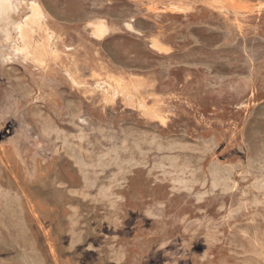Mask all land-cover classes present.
<instances>
[{
	"label": "rangeland",
	"instance_id": "1",
	"mask_svg": "<svg viewBox=\"0 0 264 264\" xmlns=\"http://www.w3.org/2000/svg\"><path fill=\"white\" fill-rule=\"evenodd\" d=\"M243 1L0 0V264H264V0ZM39 2L45 65L39 31L20 52Z\"/></svg>",
	"mask_w": 264,
	"mask_h": 264
},
{
	"label": "bare ground",
	"instance_id": "2",
	"mask_svg": "<svg viewBox=\"0 0 264 264\" xmlns=\"http://www.w3.org/2000/svg\"><path fill=\"white\" fill-rule=\"evenodd\" d=\"M161 1V0H160ZM182 2V1H181ZM187 2V1H186ZM203 3V2H202ZM206 3V2H205ZM157 5V4H156ZM203 5V4H202ZM210 6L221 11V12H225V13H232L234 14V16H242L247 14L250 11L251 6L249 4H247L246 2H244L243 0H211L210 2ZM151 7V6H150ZM259 7V6H258ZM169 8L172 11L175 12H187L189 10L188 6L185 5H181V4H172L169 6ZM47 9V8H46ZM147 9V8H146ZM152 10H157V8L153 5L151 7ZM203 9V8H202ZM48 11V10H47ZM47 11L44 9V7L42 6V4L39 2L38 6L35 8V12L37 13V15H39V17H46V21L44 23L40 22L38 20V18H32L29 21V25L23 27L20 30V36H21V41L23 44V48H21V53L22 51L25 53L26 56H29L30 58H32L34 61H36L38 59V57L35 54V50L31 47L33 44V34L36 31H39L41 34H37V35H41V37L43 38L44 42H41L40 44L38 43L37 46H41L42 49H44V57H45V62L42 63L41 65H45L47 63H49L52 60H55L58 57L57 54H55L52 51V46H51V38L54 35V33H52L51 29L49 28V23H50V19H49V15L47 13ZM147 11H151V10H147ZM208 11V10H206ZM256 12V11H255ZM198 13V12H197ZM201 14V13H200ZM198 15V14H197ZM252 15V14H251ZM196 16V15H195ZM232 16V15H231ZM221 17V16H220ZM53 19V18H52ZM157 19V18H156ZM225 19V18H224ZM227 20V19H226ZM158 21V20H157ZM59 22V21H57ZM60 23V22H59ZM174 23V22H173ZM68 24V23H67ZM172 24V23H171ZM70 25V24H69ZM89 26L92 29V36H94L96 39L101 40L103 38H105L110 30H111V26L109 25L108 22H102V23H90ZM87 29V28H86ZM38 32V33H39ZM112 32V30H111ZM91 34V33H90ZM58 36V35H57ZM36 38V37H35ZM93 38V37H92ZM37 39V38H36ZM60 39V38H59ZM42 40V39H40ZM42 40V41H43ZM38 41V40H37ZM36 41V42H37ZM57 41V40H56ZM59 41V40H58ZM35 42V41H34ZM55 42V41H54ZM61 42V41H60ZM59 43V42H58ZM53 44V43H52ZM55 44V43H54ZM57 46V45H56ZM63 47V46H62ZM57 48V47H56ZM152 48H154L155 50H157L158 52H164L166 51V47L164 44H162L161 42H159L158 40L154 39L152 42ZM65 49V48H64ZM68 49V48H67ZM71 49V48H70ZM20 50V49H18ZM66 50V49H65ZM64 50V51H65ZM93 50V49H92ZM104 50V49H103ZM56 52V50H55ZM69 52V51H68ZM67 52V53H68ZM20 53V54H21ZM23 53V54H24ZM61 53V52H60ZM96 53V52H94ZM22 54V55H23ZM72 54V53H71ZM66 56V55H65ZM70 56V55H69ZM96 56V54H95ZM23 57V56H22ZM64 58V57H63ZM67 59V58H66ZM65 59V60H66ZM70 61H72V59H70ZM67 62V60H66ZM55 63V62H54ZM61 63V62H60ZM63 63V62H62ZM65 63V62H64ZM63 63V64H64ZM55 65V64H54ZM57 65V64H56ZM186 65V64H185ZM58 66V65H57ZM68 66V65H67ZM46 67V66H45ZM56 67V66H55ZM59 67V66H58ZM65 67V66H64ZM48 68H51L50 66H48ZM54 68V67H53ZM52 68V69H53ZM60 68V67H59ZM63 68V67H62ZM61 70V69H60ZM69 70V69H68ZM49 71V70H48ZM100 71V70H99ZM53 72V71H52ZM64 74V73H63ZM70 74V73H69ZM65 75V74H64ZM67 75V74H66ZM125 76V75H124ZM70 78V77H67ZM74 78V77H71ZM70 78V79H71ZM73 82V81H72ZM104 82V81H103ZM123 82V81H122ZM100 83V82H99ZM75 84V83H74ZM98 84V83H97ZM109 85V88L112 89L113 94L115 96L117 95H122L124 98L126 97H130L131 100L132 96L130 94L129 91H127L126 87H123L120 84H115L116 86H113L109 83H106ZM73 85V84H71ZM77 85V84H75ZM94 86V85H93ZM100 86V85H99ZM73 87V86H72ZM87 87V86H86ZM102 87V85H101ZM105 87V86H104ZM77 88V87H74ZM80 89V87H78ZM77 88V89H78ZM89 88V86H88ZM93 89V88H92ZM98 89V88H97ZM141 89V88H140ZM99 90V89H98ZM130 90V89H128ZM134 90V89H133ZM110 91V90H109ZM135 91V90H134ZM137 91V90H136ZM107 92V90H106ZM103 93H104V89H103ZM109 93V92H108ZM133 93V92H132ZM105 94V93H104ZM112 94V95H113ZM135 94V93H133ZM137 94V93H136ZM108 95V94H107ZM106 95V96H107ZM138 95V94H137ZM145 96V95H144ZM147 96V95H146ZM108 97V96H107ZM113 97V96H112ZM153 97V96H152ZM89 98V97H88ZM105 98V97H104ZM111 98V97H110ZM123 98V99H124ZM134 98V97H133ZM116 99V98H115ZM159 99V98H158ZM107 100V99H106ZM104 100V102L106 101ZM135 100V99H134ZM109 101V100H108ZM113 101V100H112ZM132 102V101H131ZM134 102V101H133ZM112 103V102H111ZM142 106L146 107L144 103H142V101L138 104V106ZM162 111V110H161ZM162 113V112H161ZM160 114V113H159ZM158 113H156V118L158 119H162L163 116H160ZM165 115V114H164ZM167 115V114H166ZM160 121V120H159ZM2 153V152H1ZM2 162V161H1ZM19 191V190H18ZM21 191V190H20ZM32 209V208H30ZM54 264V263H53Z\"/></svg>",
	"mask_w": 264,
	"mask_h": 264
},
{
	"label": "clouds",
	"instance_id": "3",
	"mask_svg": "<svg viewBox=\"0 0 264 264\" xmlns=\"http://www.w3.org/2000/svg\"><path fill=\"white\" fill-rule=\"evenodd\" d=\"M5 7L7 8V7H9L8 5H5ZM4 59H6V58H4ZM0 62H2V61H0Z\"/></svg>",
	"mask_w": 264,
	"mask_h": 264
}]
</instances>
